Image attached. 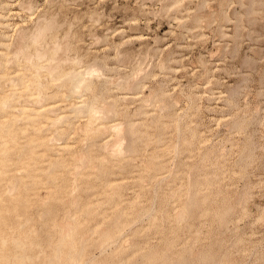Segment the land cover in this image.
Listing matches in <instances>:
<instances>
[{"label":"rangeland","instance_id":"1","mask_svg":"<svg viewBox=\"0 0 264 264\" xmlns=\"http://www.w3.org/2000/svg\"><path fill=\"white\" fill-rule=\"evenodd\" d=\"M178 1L180 4L173 6V0H0V15L3 17H0V53H3L0 55V71L4 76L0 79V90L3 96L12 91L9 81L16 85L32 73L30 64L28 66L11 58L21 53L23 30L29 33L36 29L42 19L57 16L59 23L65 26L61 28L65 33L62 34L61 29L56 33L61 45L59 58L70 59L67 61L69 64L65 62L57 70L61 68L66 72L73 65L76 70H81L82 63L98 59L105 66L104 75L110 79L108 84L101 83L104 80L98 83L97 100L104 104L112 96L118 105L114 110L116 112H110L105 119L110 124L118 121L123 122L124 126L127 122L133 124L132 131H127V125L121 134L114 133L116 136L106 128L93 146L92 140L84 141V134H80L88 117H82L85 114H75L74 117L72 110L62 112L66 108L59 109L63 103L55 105L57 113L64 114L58 126L70 124L65 133L56 135V146L77 143L73 145L78 155L75 154L79 156L77 159L80 160L82 155L87 156L86 151L91 150L105 161L101 164L96 160L92 172L76 181L66 173H58L49 181L42 176L41 184L35 190L24 189L27 194H34L25 207L15 212L14 217L17 216L15 219L20 223L16 226L18 231L15 229L14 232L30 231L35 243L28 253L32 254L33 260L37 258L38 264H51L48 261L52 245L60 235H57L58 231L63 235L62 232H69L70 227L74 230L67 233L69 237L75 232L73 238L81 240L83 234L85 240V243L82 242L83 238L77 242L78 247L84 243L85 251L78 264H264V0ZM171 3L173 5L169 8ZM95 18L100 19L99 23L93 24ZM68 25H73L70 31L72 37L70 33L64 37L69 30ZM62 35L64 38H61ZM27 51L33 53L35 49L31 47L26 50L29 54ZM81 55L84 58L82 65L73 64L72 59ZM61 71L57 73L62 75ZM55 73L51 75L45 68L41 71L48 96H43L39 105L61 100L63 91L71 95L70 84L64 85V77L53 82L52 76L57 75ZM121 78L127 81L124 90L115 88L123 80ZM137 79L141 81L138 87L135 85ZM75 95L67 103L70 100L75 103L80 101L77 103L79 105L85 99L92 103L90 92H84L83 97ZM24 98L18 96L16 100L8 102L6 108L0 109V119L16 110L14 104L17 101L26 102ZM152 121L158 124L151 125ZM6 123L18 132L24 124L22 120L13 122V119ZM74 129L78 134L72 133ZM52 130L54 132L55 128ZM190 132H193V136ZM110 137L113 139L105 150L103 141ZM19 142L20 147L25 146L22 135ZM120 143L122 151L118 148ZM81 144L84 145L82 148ZM191 144L194 146L191 147ZM60 152L62 154L59 156L65 162L62 164L67 163V167H72L74 158L67 152ZM79 152H82L81 156ZM59 156H52V162H59ZM7 157L15 161H18V157L25 160L27 154L25 149L24 153L17 154L9 151ZM90 162H87V166L91 165ZM147 164L155 166L152 169ZM47 165L43 161L37 163L39 167ZM60 168V165L54 166V169ZM87 169H82V172ZM214 171L217 172L216 178ZM20 173V177L9 184L12 187L11 183L15 181L16 186L12 187L14 193L23 191L25 182H31V178H23L26 175L23 171ZM45 180L49 186L45 185ZM109 180H115L116 191L110 189L103 194L102 188ZM73 181L76 185L77 181L78 185H82L78 186L77 194H74L77 186ZM48 187L54 191L49 199ZM70 188L74 190L75 200L71 198ZM38 193L42 194L40 200ZM16 198L12 201L15 202ZM42 199L44 203L46 201L45 204L41 202ZM71 200L72 205H69ZM12 201L5 203L11 205L14 203ZM74 202L78 203L76 209L72 207ZM91 202H94L93 207ZM99 203L98 211L94 209L96 216L92 219L87 213L86 217L87 209L95 208ZM66 208L64 215L68 212L70 220L69 215H63ZM68 208H73L70 210L72 214ZM91 212L90 215L95 214L93 210ZM181 212L187 216H181ZM25 216L31 217L30 221L23 219ZM39 216H43L40 217L43 220ZM72 217L75 223L71 221ZM63 218L71 224L65 225L67 223ZM78 218L82 220L81 223H77ZM58 219L65 223L63 227L69 226L66 228L68 231H64ZM117 219L124 221L126 227L119 231L121 233L112 234L111 238L106 236L109 242L101 246V235L112 232ZM103 221L106 223L103 224ZM109 222H113V226ZM57 225L62 229L59 226L56 228Z\"/></svg>","mask_w":264,"mask_h":264},{"label":"bare ground","instance_id":"2","mask_svg":"<svg viewBox=\"0 0 264 264\" xmlns=\"http://www.w3.org/2000/svg\"><path fill=\"white\" fill-rule=\"evenodd\" d=\"M23 3V2H22ZM175 3V5H173ZM3 4V3H2ZM173 4L171 3V5L169 6V8L170 7H172V5L173 6H176L177 4H180L179 3V1L178 0H173ZM25 5V4H24ZM144 5V4H143ZM29 7V6H28ZM27 7V8H28ZM31 7V6H30ZM165 7V6H164ZM21 8H23V5L21 6ZM32 10V9H31ZM9 12V11H8ZM31 14V13H30ZM98 15H100V14H98ZM54 16V15H53ZM101 16V15H100ZM0 17L3 19V17H2V15H0ZM55 17V16H54ZM54 17H52V18H44V19H42L41 20V23H40V20H39V25H37V27H36V29H33V30H35L34 32H30L29 30V33H27V31L25 30H23V32L21 33L22 35H21V37H20V39H21V42L20 43H22V45H23V47L20 49V52L21 53H19V55H15V57H12L11 56V58H14V61H16V62H23V63H26V64H28V66H29V64L31 65L30 66V70L32 71V73H30V74H28V76H26V80H23V81H19L20 83H17V81H16V85L14 84V85H12L14 82L11 80V81H9V84L12 86V88H11V92H10V94L9 95H5V96H3V91L2 90H0V109L2 110V109H4V108H6V106H8V102H10V101H12V100H16V98L18 97V96H21V97H23V96H25V100H26V102H20V101H17L16 102V104H14V108L16 109H14L15 111H11V112H9V113H7L6 115H4L3 116V118H1L0 119V264H38L37 263V258L36 259H34L33 260V256H32V254L31 255H29V248L31 247V246H33V244L35 243V241H34V239H32L31 238V236H30V231H28V232H24V233H21V232H18V233H16L18 230L16 229V226L18 225V223H20L18 220H16L15 218H17V216H15L14 217V214H15V212L18 210V209H20V208H22V207H25L26 206V204H27V202H28V200H29V198H30V196L32 195V194H34V193H30V194H27V192L26 191H24V189L25 190H31V189H33V190H35L36 188H37V185L38 184H41V177L42 176H45L46 178H47V181H49V180H51V179H53L54 177H56L57 176V174L58 173H66V174H68L69 176H71V178H73V180L74 181H76V179L78 180V179H80V177L81 176H83V175H89L91 172H92V168H94V166H96V165H93V164H96V163H94V162H96V160H99L100 162H98V163H101L102 164V162H103V160L105 161V159H103V158H101L100 159V156L98 157V156H95L94 155V153L90 150L89 152L88 151H86V155L87 156H83L82 155V157L80 158V160L79 159H77L79 156H77L78 155V153L76 152V149H73L74 147H73V145H76V144H64V145H61V146H56V144L54 143V141H55V139L57 138L56 137V135L57 134H61V133H65L67 130H66V128H68V126L70 125V124H64V125H62V124H60L61 126L59 127L58 126V124L59 123H61L62 121H63V119H64V117L62 116V115H64V114H62V112H67V111H69V110H72L73 112H75L74 113V117H75V114H76V116H79V114H85V116L83 115L82 117H88L86 120L87 121H85L84 123H85V125L83 126V128H82V131H81V133L80 134H84V141H86V139H90V140H92V144L91 145H93L94 146V142L97 140V138H99V136H101L102 134V132H104V130L107 128L108 129V131H109V129H111L112 131H113V134L115 133V134H121L122 133V131L124 130V128H127V125H128V127H129V129H127V131L129 130V131H132V127H133V124H131L130 122H129V124H128V122L127 121H129V120H127L126 122H127V125H125L124 126V124H123V122L121 123V122H117L116 124H114V123H112V124H110L106 119L108 118V116H107V114H109L110 115V112H113V113H115L114 112V110L116 109V107L118 106L117 105V103H116V99H114V97H112V96H110V98H109V100L108 99H106L105 101H104V104H102V103H99L98 102V100H97V98H98V95L96 94V91H97V88H99V86H98V83L99 82H101L102 80H104V81H102L101 83H103V84H108V80L110 79L109 77V79H107L106 78V76L104 75L105 73H104V71H105V66H103V65H101L100 63H99V61H98V59H95V60H92V62H87L86 64L85 63H82V64H84V65H82L81 64V61H82V59H84L83 57H82V55L79 57H75V58H73L72 59V62H73V64H77V65H79V64H81L82 66L80 67V69L81 70H76L75 68H73L75 65H73V67H72V69H70L69 71H61L62 69L60 68L59 70H57V68H59L60 66L62 67V64H64L65 62H67V61H70V59H68V58H59L60 57V55H59V52H60V50H61V45H60V41L58 42V40H60V38L58 39V36L56 35V33L57 32H60L59 30L63 27V24H61V22L59 23V20L57 19V16H56V18H54ZM93 17H94V15H93ZM92 16H91V18H93ZM97 18H98V16H97ZM99 18H101V17H99ZM96 19V18H95ZM99 21H100V19H96V20H94V22H93V24H95V22H97V23H99ZM68 22V21H67ZM0 23H2L1 21H0ZM65 23V22H64ZM96 23V24H97ZM37 24V23H36ZM66 24V23H65ZM16 25H18V24H16ZM15 25V26H16ZM73 26V25H72ZM70 27V25H68V31L66 32V34H64V37H65V35L67 36L69 33H70V31H71V28H73V27ZM65 27V26H64ZM63 27V28H64ZM62 30V29H61ZM20 31H21V29H20ZM66 31V30H65ZM74 31V30H73ZM63 30H62V34H63ZM65 33V32H64ZM76 33V32H75ZM74 33V35H76ZM105 33H108V32H105ZM60 34V33H59ZM71 34V33H70ZM71 37H72V34L70 35ZM63 37V35H62V37L61 38H64ZM70 37V38H71ZM105 37V36H104ZM141 37V36H140ZM74 38V37H73ZM73 38H71V39H73ZM145 38V37H144ZM2 39H6V38H2ZM75 39V38H74ZM73 39V40H74ZM159 39V38H158ZM104 40V39H103ZM70 41V40H69ZM105 41V40H104ZM159 40H157V42H158ZM62 42V41H61ZM71 42V41H70ZM70 42H69V44H70ZM99 43H100V39H99ZM101 44V43H100ZM71 45V44H70ZM31 47H34V49H35V51H33V53H30V51H27L29 54H27L26 53V50H29ZM70 48H71V46H70ZM116 49V48H115ZM68 50H70V49H68ZM155 51V50H154ZM153 51V52H154ZM18 52V51H17ZM87 52V51H86ZM3 53H0V55H2ZM20 54H21V56H20ZM154 55V54H153ZM152 55V56H153ZM150 56V55H149ZM2 57V56H1ZM0 57V58H1ZM111 57V56H110ZM117 58V57H116ZM119 58V57H118ZM147 58V57H146ZM2 59V58H1ZM89 59V58H88ZM141 59V58H140ZM158 59V58H157ZM10 60V59H9ZM11 60H13V59H11ZM144 60V59H143ZM149 60H153V59H149ZM7 61H8V59H7ZM13 61V62H14ZM142 61V60H141ZM140 61V62H141ZM150 62V61H149ZM68 63V62H67ZM143 63V62H142ZM154 63V62H153ZM44 64H46V66L44 65ZM69 64V63H68ZM70 64H72V63H70ZM161 64V63H160ZM2 65V61H0V66ZM54 65V66H53ZM141 65V64H140ZM64 66V65H63ZM161 66V65H160ZM164 66V65H163ZM162 66V68H164ZM137 67H139V66H137ZM44 68H45V71H47L49 74H51L52 75V73L54 74V72H58V71H61V74L62 75H59L58 73H60V72H58L57 73V75L56 76H52L53 78H52V80H53V82H54V80H62L63 79V77H64V85L66 84V83H69L70 84V90H69V92L71 93V95H66V93L63 91L62 92V99L61 100H59V101H56L54 104L53 103H51V102H49L48 104H42V105H39L38 104V102H40V100L41 99H44V97L45 96H48V94H47V92L44 90V88H45V84L44 83H42V76H41V71H43L44 70ZM142 68V67H141ZM43 69V70H42ZM138 69V68H137ZM28 70H29V68H28ZM67 70V69H66ZM138 70H140V69H138ZM144 70V69H143ZM175 71V70H174ZM136 72H138V71H136ZM136 72H133V73H136ZM148 72V71H147ZM55 73V74H56ZM107 73V72H106ZM3 74V71H0V79L1 78H4V76L2 75ZM144 74H145V72H144ZM144 74H143V76H144ZM147 74V73H146ZM133 75V74H132ZM137 75V74H136ZM58 76V77H57ZM131 76V75H130ZM140 76V75H139ZM145 76H147V75H145ZM125 77V76H124ZM128 77V76H127ZM127 77H126V79H127ZM130 78H132V76L130 77ZM141 78V77H140ZM121 79H123V78H121ZM129 79V78H128ZM136 79V78H135ZM142 79H144V78H142ZM146 79V78H145ZM138 80V79H137ZM137 80H135L136 82H135V85H136V87H138L137 85L138 84H140V82L141 81H139L138 83H137ZM112 81V80H111ZM129 81V80H128ZM62 82V83H63ZM12 83V84H11ZM100 83V84H101ZM127 83V81L125 80V79H123V80H120V83H117V87H115V88H120V90L121 89H125V85H127L126 84ZM137 83V84H136ZM18 84H20V85H18ZM57 85V84H56ZM62 85V84H61ZM63 85V86H64ZM67 86V85H66ZM65 86V87H66ZM106 86V85H105ZM114 86V85H113ZM135 87V88H136ZM140 87V86H139ZM142 87V86H141ZM145 87V86H144ZM162 87V86H161ZM105 89L109 92H112L111 91V89H109V88H107V87H105ZM128 89V88H127ZM161 89V88H160ZM116 90H118V89H116ZM129 90V89H128ZM134 90V89H133ZM127 91V90H126ZM130 91V90H129ZM135 91V90H134ZM67 92V91H66ZM84 92H90L91 93V95L93 96L91 99H92V103H88L87 101H85V100H83V104H79V105H77V103H79V102H77V103H75L73 100H70V102H68L67 103V101L69 100V99H71V98H73V95L74 96H76L75 94H79L80 96L79 97H83V94H84ZM98 92V91H97ZM18 93L20 94V95H18ZM126 93V92H125ZM129 93H131V92H129ZM134 93V92H133ZM166 93V92H165ZM45 94V95H44ZM136 94V93H135ZM141 94V93H140ZM10 95H13V97H12V99L11 98H9V96ZM90 95V94H89ZM131 95V94H130ZM44 96V97H43ZM102 96V95H101ZM133 96V95H132ZM141 96V95H140ZM156 96V95H155ZM103 97V96H102ZM131 97V96H130ZM138 97H139V95H138ZM148 97V96H147ZM188 97H191V96H188ZM134 98V97H133ZM153 98V97H152ZM75 99V98H74ZM124 99H125V97H124ZM145 99V98H144ZM144 99H142L143 101H145ZM77 100H79V99H77ZM147 100H149V99H147ZM151 100V99H150ZM153 100V99H152ZM151 100V101H152ZM101 101H103L102 99H101ZM31 102V103H30ZM125 102V101H124ZM147 102V101H146ZM160 102V101H159ZM61 103H63L62 104V106H60V108L59 109H65L66 108V110H63L61 113H57V110L56 109H54V107H55V105L56 106H58V105H60ZM99 103V104H98ZM144 103V102H143ZM174 103V102H173ZM102 105V106H98V105ZM160 106V105H159ZM127 107V106H126ZM165 107V106H164ZM158 108V107H157ZM130 109V108H129ZM138 109V108H137ZM168 110V109H167ZM72 112V113H73ZM122 112V111H121ZM102 113H104L103 114V116H102ZM123 113H125V112H123ZM112 114V113H111ZM127 114V113H126ZM114 115H116V114H114ZM114 115H113V117H114ZM142 115H144V114H142ZM160 116V115H159ZM158 116V117H159ZM112 117V116H111ZM163 117V116H162ZM106 118V119H105ZM160 118V117H159ZM165 118V117H164ZM13 119V122H15L16 120L18 121V120H22L23 122H24V124H23V127H22V129H21V131L20 132H18V130L17 129H15V128H13V126L12 125H9V124H7L6 122L8 121H10L11 122V120ZM85 119V118H84ZM102 119V121L100 122V121H98L97 122V120H101ZM161 119V118H160ZM163 119V118H162ZM155 120V119H154ZM153 120V121H154ZM157 120V119H156ZM153 121L152 122H150L151 123V125L152 124H154L153 123ZM158 121V120H157ZM157 121H156V123L154 124L155 126L158 124L157 123ZM160 121V120H159ZM131 122H132V120H131ZM136 122V121H135ZM96 123H98V124H96ZM110 124V125H109ZM160 124V123H159ZM53 128H55V131L54 132H51V130L53 129ZM79 130V129H78ZM111 130L109 131V133L111 132ZM153 130V129H152ZM53 131V130H52ZM128 131V132H129ZM28 132H30V133H28ZM72 133H77L78 134V131H77V129H74L73 131H72ZM134 133V132H133ZM132 133V135H135V134H133ZM191 134L193 133V132H190ZM101 134V135H100ZM104 134V133H103ZM107 134V133H106ZM113 134H111V136L113 135ZM114 134V135H115ZM131 134V133H130ZM189 134V133H188ZM196 133H194V135H195ZM22 135V137H24L25 138V146H23L22 145V147H20V145H19V137ZM105 135V134H104ZM31 136H34V137H31ZM83 136V135H82ZM103 136V135H102ZM116 136V135H115ZM130 136V135H129ZM186 135H184V137H185ZM191 136H193V134L191 135ZM196 136V135H195ZM195 136L193 137V139H195ZM60 137V136H59ZM121 137H125V136H121ZM189 137H190V134H189ZM127 138H128V136H127ZM187 138V137H186ZM109 139V140H108ZM107 139V141H103L104 142V144H102V147H103V149H104V147H105V150H106V148L108 147V144L109 143H111V139H113V137H110V138H108ZM125 139H126V137H125ZM133 139V138H132ZM131 139V140H132ZM188 139V138H187ZM186 139V140H187ZM82 140V143L84 142ZM111 140V141H110ZM124 140V139H123ZM190 140V139H189ZM102 141V140H101ZM110 141V142H109ZM126 141V140H125ZM154 141V140H153ZM204 141V140H203ZM190 142H191V140H190ZM190 142H189V144H190ZM193 142H195L194 140H193ZM85 143V142H84ZM83 143V144H84ZM158 143V142H157ZM187 143V142H186ZM185 143V144H186ZM192 143V142H191ZM98 144H100V142L98 143ZM82 145V144H81ZM85 145V144H84ZM84 145H82L81 146V148L84 146ZM130 145V144H129ZM157 145V144H156ZM187 145V144H186ZM80 146V145H79ZM87 146V145H86ZM113 146H115V145H113ZM119 146V147H118ZM117 147L119 148V150L120 151H122L123 150V148L121 147L122 146V144L120 143L119 145H118ZM124 146V145H123ZM188 146V145H187ZM192 146H194L193 144H191V147ZM88 147H90V146H88ZM100 147V146H99ZM125 147V146H124ZM127 147V146H126ZM125 147V148H126ZM129 148H130V146H128ZM161 147V146H160ZM190 147V146H189ZM199 147V146H198ZM25 149V151H26V154H27V157H25L24 159L25 160H20V157H18V158H16V159H18V161H15V159L14 158H9V157H7V153L9 152V151H12V152H15L16 154H17V152H20V153H24V149ZM78 148V147H77ZM81 148H79V151H81ZM86 148V147H85ZM93 148H95V147H93ZM156 148V147H155ZM174 149V148H173ZM83 150V149H82ZM86 150V149H85ZM129 151H130V149H128ZM163 150V149H162ZM170 150V149H169ZM175 150V149H174ZM60 151H63V152H67L68 154H70L71 155V158H74L72 161H74L73 163H75L72 167H71V165H70V167H67V163L66 164H62V163H65L64 162V160L62 159V157H60L59 155H61L62 153L60 152ZM104 151V150H103ZM127 151V150H126ZM128 151V152H129ZM90 152H92V153H90ZM165 152H166V150H165ZM75 153H77V155L75 154ZM81 153L82 152H79V155L81 156ZM88 153V154H87ZM121 153V152H120ZM125 153V152H124ZM168 153V152H167ZM84 154V153H83ZM84 154V155H85ZM130 154V153H129ZM128 154V155H129ZM59 156V158H58V161L59 162H52V156ZM124 155V154H123ZM77 156V157H76ZM102 156V155H101ZM52 157V158H51ZM76 158V159H75ZM88 158H90V161H91V158H95V160L93 161V159H92V161L90 162V161H88ZM114 158H115V156H114ZM210 158V157H209ZM216 158H218V157H216ZM110 159V158H109ZM151 159V158H150ZM78 160H79V162H78ZM87 160V161H86ZM119 160V159H118ZM121 160V159H120ZM119 160V161H120ZM40 161H43V162H45V163H48V165L47 166H41V167H39V166H37V163L38 162H40ZM76 161L78 162V163H76ZM87 162H90L91 163V165L90 166H87L89 163H87ZM93 162V163H92ZM162 162V161H161ZM226 162V161H225ZM87 163V164H86ZM106 163V162H105ZM108 163H111V162H108ZM124 163H126V162H124ZM163 163V162H162ZM215 163H216V161H215ZM100 164V165H101ZM113 164H115V163H113ZM118 164V163H117ZM142 164V163H141ZM155 164V163H154ZM16 165V166H15ZM56 165H60L61 166V168L59 169V170H57V169H54V166H56ZM122 165V164H121ZM153 165V164H152ZM163 165V164H162ZM220 165V164H219ZM218 165V166H219ZM123 166H125V165H123ZM146 166V165H145ZM147 166H150V167H152V169H153V166H155V165H153V166H151V164H147ZM217 166V167H218ZM163 167V166H162ZM86 168H88L87 169V171H84V172H82V169H86ZM149 168V167H148ZM154 168H156V167H154ZM163 169V168H162ZM213 169H215V168H213ZM212 169V170H213ZM148 170V169H147ZM21 171H23L26 175L25 176H23V178H25V177H29V178H31V182L28 184V183H26L25 182V184H23V191H20V192H15L14 193V189H12V187L13 186H16V185H14L15 184V181L17 180V178L18 177H20V175H21ZM94 171V170H93ZM149 171L150 172H152L151 171V169H149ZM208 171V170H207ZM217 171V170H216ZM218 171H219V169H218ZM221 171H223V170H221ZM213 172V171H212ZM215 172V171H214ZM224 172V171H223ZM216 173L217 172H215V178H216ZM149 174V173H148ZM155 176H157V175H155ZM154 176V177H155ZM219 176H221L220 175V173H219ZM202 177V176H201ZM212 177V176H211ZM16 179V180H15ZM49 179V180H48ZM12 180H15V181H13L14 183H11V184H13V186L11 187V185H9L10 184V182L12 181ZM124 180H126V179H124ZM219 180V179H218ZM221 180V179H220ZM46 181V180H45ZM44 181V182H45ZM45 182L46 184V186H47V184H48V182ZM72 181V180H71ZM73 181V182H74ZM115 180H109L107 183H105V185H104V187L102 188L103 190H102V193L103 194H107L109 191H111L110 189H113V191H116V190H114V188H115V186H117V184H115V182H114ZM203 181H204V178H203ZM205 182H206V180H205ZM208 182V181H207ZM206 182V185L208 184ZM211 182V181H210ZM209 182V183H210ZM214 182H215V180H214ZM217 182V181H216ZM76 182H74V184H75ZM78 183H79V181H77V187L76 188H78V186H82V185H78ZM18 184V183H17ZM71 184H72V182H71ZM104 184V183H103ZM212 184H215V183H212ZM211 184V185H212ZM217 184H220V183H218L217 182ZM44 185V186H45ZM52 185V184H51ZM50 185V186H51ZM73 185V184H72ZM209 185V184H208ZM216 185V184H215ZM43 186V185H42ZM48 186H49V184H48ZM204 186V185H203ZM69 187H71V186H69ZM73 188H74V185L72 186ZM85 187V186H84ZM49 188V187H48ZM73 188L71 189V190H73ZM74 189V190H76L77 192H75L74 194H77L78 193V190H79V188L78 189ZM43 189V188H42ZM45 189V188H44ZM51 188H49V189H47V190H50ZM53 189V188H52ZM14 190V191H13ZM38 190V189H37ZM66 190H67V188H66ZM69 191V192H74V190L73 191ZM83 190V189H82ZM85 190V189H84ZM142 190V189H141ZM81 191V190H80ZM39 192V191H38ZM41 193V192H40ZM45 193H47V191L45 192ZM68 193V192H67ZM117 193V192H116ZM199 193H201V192H199ZM15 194H17V195H15ZM52 194H54V191L53 190H50V191H48V199H49V195H52ZM113 194H115V193H113ZM15 196H17V198H16V203L14 202V201H12L13 199H14V197ZM42 195V194H41ZM41 195H39V193H38V197L40 196L41 197ZM44 195V194H43ZM204 195V194H203ZM206 195V194H205ZM210 195V194H209ZM47 196H46V198H45V200H47ZM67 196H68V194H67ZM69 196H71V194H69ZM76 196V195H75ZM74 196V197H75ZM78 196V195H77ZM113 196V195H112ZM38 197H36V199L35 200H37L38 199ZM40 197H39V199L38 200H40ZM45 197V196H44ZM44 197H43V199H44ZM73 197V193H72V196H71V198ZM73 197V199L75 200V198ZM190 197V196H189ZM207 196H205V198H206ZM209 197V196H208ZM207 197V198H208ZM70 197H69V200L71 199ZM79 198H80V196H79ZM43 199L41 200V202L42 203H44V201H43ZM72 199V200H73ZM76 199H78V197L76 198ZM12 201V202H14L13 204H11V205H9V203H5L6 201ZM72 200L71 201H69V203L70 202H72ZM73 200V201H74ZM190 200V198L188 199V201ZM192 200V199H191ZM207 200V199H206ZM78 201V200H77ZM76 201V202H77ZM96 201V200H95ZM98 201V200H97ZM100 201V200H99ZM108 201H109V199H108ZM11 202V203H12ZM191 202V201H190ZM189 202V203H190ZM41 203V204H42ZM45 203H46V201H45ZM44 203V204H45ZM86 203V202H85ZM90 203V202H89ZM92 203V202H91ZM94 203V202H93ZM93 203H92V207H93ZM108 203V202H107ZM191 203H193V202H191ZM78 204V203H77ZM75 202L73 203V206L72 207H75V205H77ZM87 204V203H86ZM187 204V203H186ZM186 204H185V206H186ZM69 205H72L71 203L69 204ZM85 205V204H84ZM98 205V208H96V206ZM96 206H95V208H91V207H89V209H87V210H89L88 212L86 211V214L88 213L89 214V216H92V219H93V217H94V215L96 216V213L94 212V209H96V211H98V209H99V205H100V203L99 204H97ZM102 205V204H101ZM106 205V204H105ZM190 205V204H189ZM67 207H68V205H67ZM103 207H104V205H103ZM114 207V206H113ZM113 207L111 208V209H113ZM187 207H188V205H187ZM190 207V206H189ZM191 207H193V206H191ZM70 208H71V206H70ZM70 208H68L69 210V213H70V210H72V209H70ZM77 207H75V209H76ZM78 208H79V205H78ZM101 208V207H100ZM118 208V207H117ZM80 209V208H79ZM187 208H185V210H186ZM90 210L92 211L93 210V212L95 213V214H93V215H90V214H92V212L91 213H89L90 212ZM115 210V209H114ZM191 210V209H190ZM65 211H67V208L64 210V213H63V215L65 214ZM83 211V210H82ZM119 211V210H118ZM186 211H189L188 209L186 210ZM184 212V213H187V212ZM227 211V210H226ZM76 212H78L77 210H76ZM111 212H113V211H111ZM115 212H117V211H115ZM123 212V211H122ZM183 212V211H182ZM181 212V216L184 214V213H182ZM230 212V211H229ZM84 213V212H83ZM98 213V212H97ZM125 212H123V214H124ZM226 213V212H225ZM43 214V213H42ZM41 213H40V215H42ZM70 214H72V213H70ZM88 214L86 215V217H88ZM114 214V213H113ZM224 214V213H223ZM66 215H69L68 214V212L66 213ZM66 215H64V216H66ZM84 215V214H83ZM83 215H81V217L83 216ZM98 215V214H97ZM110 215V214H109ZM184 215H186V214H184ZM183 215V216H184ZM227 215V214H226ZM85 216V215H84ZM187 216V215H186ZM12 217H14V221H13V223H12V226L10 225V222H11V219H12ZM40 217H43V216H39V218ZM63 217V216H62ZM109 217V216H108ZM21 218V217H20ZM29 218H31V217H29ZM29 218H26V216L23 218V219H29ZM67 218V219H66ZM66 218H63L64 220L66 219V220H68V216L66 217ZM116 217L114 216V219H115ZM117 218H118V216H117ZM121 218V217H120ZM120 218H118V219H120ZM183 218V217H182ZM41 220H43L42 218H40ZM83 219V218H82ZM86 219V218H85ZM118 219H117V221H115V225L116 226H114V229L112 230V232H110V233H105L106 231L104 230V233L105 234H103V235H101V238H102V240H101V244H99V247L101 248V246H103V244L104 245H106V243H108L109 242V238L108 239H105V237L107 236V237H110L112 234H115V233H118L120 230H122L123 228H125L126 227V225H125V222L124 221H122V222H120V220L118 221ZM54 220V219H53ZM59 221H61V223H62V220L61 219H58ZM65 220V222L67 223L68 221H66ZM69 220H70V215H69ZM72 220H74V218L72 217V219H71V221ZM78 220V222L77 223H81V221L82 220H80V218H78L77 219ZM104 220V219H103ZM29 221H30V219H29ZM58 221V222H59ZM26 222L27 223H29L27 220H26ZM58 222H57V224H58ZM74 223H75V220L73 221ZM104 222V221H103ZM102 222V223H103ZM111 222V221H110ZM109 222V223H110ZM33 223V222H32ZM106 222H104L103 224H105ZM25 224V223H24ZM55 224V223H54ZM65 223L63 222L61 225H62V227L63 226H65V225H68V224H71V222L70 223H67V224H65ZM111 224H113V222L112 223H110V225ZM76 225V224H75ZM110 225H109V227H110ZM58 226L59 225H57V226H55L56 228H58ZM71 226H73V225H71ZM89 226V225H88ZM111 226H113V225H111ZM125 226V227H124ZM18 227H20V225L18 226ZM36 227V226H35ZM55 227L53 226V228L55 229ZM62 227H60L59 226V228H61L62 229ZM69 228V226H66V227H63L64 228V231H65V229L66 228ZM75 227V226H74ZM108 227V226H107ZM107 227H105V228H107ZM108 227V228H109ZM22 228H23V226H22ZM45 228V227H44ZM52 228V229H53ZM112 228V227H111ZM15 229L17 230L16 232H14L15 231ZM60 229V232H62V230ZM104 229V228H103ZM103 229H101L102 231H103ZM129 229V228H128ZM29 230V229H28ZM36 230V229H35ZM67 230V229H66ZM72 230H74V229H72V227H70V231L69 232H67L68 234L72 231ZM76 230H77V228H76ZM75 230V231H76ZM91 230V229H90ZM90 230H88L89 232H90ZM19 231H20V229H19ZM37 231V230H36ZM36 231H35V234H37L36 233ZM68 231V230H67ZM92 231V230H91ZM98 231H99V229H98ZM33 232V231H32ZM66 232V231H65ZM64 232V233H65ZM63 232H62V234L63 235H61V233H59V231H58V234L57 235H59V237H58V240L56 239V242L52 245V254H51V257H50V259L48 258V256L46 257V258H48L49 259V261L48 262H50L51 264H78V263H80V261L82 260V257H83V255H84V253H85V251H84V248H83V246L82 245H84V238H83V234H82V238H83V240H82V238H81V240H82V242H84L82 245H81V247H78L77 246V242L80 240V239H78V241L75 239V238H73L72 237V235L73 234H75V232L74 233H72V235H71V237H69L70 235H68L67 233H65L66 234V236H65V234H64ZM93 233V232H92ZM92 233H90V234H92ZM119 233H121V232H119ZM99 234V233H98ZM122 234H124V233H122ZM33 235H34V233H33ZM68 235V236H67ZM85 235V234H84ZM36 236V235H35ZM117 236V235H116ZM115 236V237H116ZM122 236V235H121ZM84 237H86V236H84ZM95 238V237H94ZM111 238V237H110ZM120 238V237H119ZM118 239V238H117ZM81 240H80V242H81ZM113 241V240H112ZM117 241V240H116ZM92 242V241H91ZM94 242V241H93ZM110 242H111V240H110ZM118 242V241H117ZM95 243V242H94ZM112 243V242H111ZM96 245H97V243H95ZM113 244H114V242H113ZM112 244V245H113ZM101 245V246H100ZM109 245V244H108ZM39 246V245H38ZM38 246H37V248H38ZM46 246H47V244H46ZM109 246H111V244L109 245ZM35 247H36V244H35ZM104 247V246H103ZM102 247V248H103ZM34 248V247H33ZM51 248V247H50ZM101 248V249H102ZM41 248H39V250H40ZM90 250H91V248H90ZM101 253H103L102 251H101ZM109 253V252H108ZM37 255L39 256V253L38 254H36V257H37ZM99 256V255H98ZM91 258V257H90ZM90 258H88V259H90ZM91 259H93V258H91ZM90 259V260H91ZM44 260V259H43ZM93 261V260H92ZM164 261H166V260H164ZM48 262H46V263H48ZM117 262V261H116ZM39 263H41V260H40V262ZM86 263V262H85ZM96 263V262H95ZM124 263V262H123ZM41 264H43V263H41ZM86 264H88V263H86ZM90 264H92V263H90ZM94 264V263H93ZM109 264V263H108ZM119 264H122V263H119ZM158 264V263H157Z\"/></svg>","mask_w":264,"mask_h":264}]
</instances>
